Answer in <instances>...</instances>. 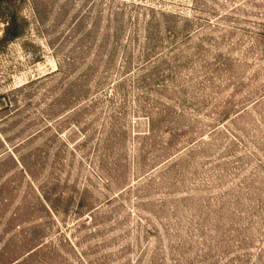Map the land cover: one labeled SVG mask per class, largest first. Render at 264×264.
Returning <instances> with one entry per match:
<instances>
[{"label":"rangeland","instance_id":"rangeland-1","mask_svg":"<svg viewBox=\"0 0 264 264\" xmlns=\"http://www.w3.org/2000/svg\"><path fill=\"white\" fill-rule=\"evenodd\" d=\"M0 264H264V0H0Z\"/></svg>","mask_w":264,"mask_h":264},{"label":"trees","instance_id":"trees-1","mask_svg":"<svg viewBox=\"0 0 264 264\" xmlns=\"http://www.w3.org/2000/svg\"><path fill=\"white\" fill-rule=\"evenodd\" d=\"M20 33V30L18 29V23L16 21V16L13 14L10 21L7 22V25L4 29V34L2 37V40L8 41L16 36H18Z\"/></svg>","mask_w":264,"mask_h":264}]
</instances>
